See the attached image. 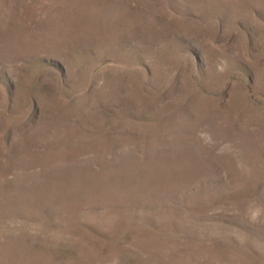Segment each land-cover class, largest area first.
Here are the masks:
<instances>
[{
    "label": "rangeland",
    "instance_id": "1",
    "mask_svg": "<svg viewBox=\"0 0 264 264\" xmlns=\"http://www.w3.org/2000/svg\"><path fill=\"white\" fill-rule=\"evenodd\" d=\"M0 264H264V0H0Z\"/></svg>",
    "mask_w": 264,
    "mask_h": 264
}]
</instances>
